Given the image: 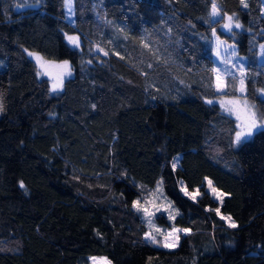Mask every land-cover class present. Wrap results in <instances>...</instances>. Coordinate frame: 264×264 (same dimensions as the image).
<instances>
[{"label": "trees", "instance_id": "16d2710c", "mask_svg": "<svg viewBox=\"0 0 264 264\" xmlns=\"http://www.w3.org/2000/svg\"><path fill=\"white\" fill-rule=\"evenodd\" d=\"M245 2L73 0L70 21L64 0H0V264H264V131L235 143L213 71L217 34L245 60L244 96L264 114V0ZM228 16L240 29H221ZM28 50L70 62L61 92ZM238 89L229 76L224 96ZM160 180L180 214L158 221L190 230L171 251L145 239L133 207Z\"/></svg>", "mask_w": 264, "mask_h": 264}, {"label": "snow or ice", "instance_id": "6c2138e0", "mask_svg": "<svg viewBox=\"0 0 264 264\" xmlns=\"http://www.w3.org/2000/svg\"><path fill=\"white\" fill-rule=\"evenodd\" d=\"M65 6L68 9V12L71 14L72 13V0H64ZM241 4L244 7H247V3L245 0H241ZM19 7V6H18ZM211 16L212 17H218L220 16V10L217 6L216 3H212V10H211ZM233 16H228L227 20L228 23H225L223 27L225 29H228L231 31L233 27ZM234 27L240 28L241 24L237 21L234 24ZM215 34V33H214ZM68 42L73 45L76 48L80 47V41L79 38L76 36H67ZM224 43L223 41H220L219 38L217 39V47L219 48V45ZM261 48L264 49V45H261ZM102 51V49H101ZM227 51V49H225ZM29 56H33L37 62V64L40 66L41 69H43V74L44 75H49L51 76V72L48 70L49 68H55L59 70L56 75L53 78V83H52V91H60L63 88L64 84V77L65 76H71L72 75V69L70 62L65 60L62 63L59 64H54L53 62L49 61H44L41 56L35 53H28ZM107 55V53H104ZM217 56L220 55L219 50H217ZM230 55L235 56L236 53L233 51ZM226 62V61H224ZM239 72L241 74V78L239 79V89L238 91L241 93L246 92V87H245V80H244V68L243 66L239 67ZM214 72H217L216 76V90L217 91H224L225 81L223 78L219 75V70L218 69H213ZM230 73H225V75H229ZM37 75H41L40 72L37 73ZM236 80V77L233 76V81ZM261 94V96H264V89L258 90ZM209 104H212L213 101L207 100L206 101ZM221 108H223L229 115H235L236 120L238 121L236 127L240 129V131H237L235 133V143L239 144L241 141L247 137H251L254 134V131L260 130L264 131V114L259 113L256 110V106L254 104H250L247 100V98H244L243 100L240 99H232L228 101H224L223 98H221L220 101ZM0 111H3V105L0 104ZM173 169L176 168V164H172ZM162 181L158 182L156 192H162ZM182 183V182H181ZM209 187L211 189V192L213 195L216 196L217 199H220L221 196L223 195L222 193H219L216 188L212 187L211 181L208 182ZM20 187L23 188L24 184L21 182ZM182 191H185V195H188L190 198L195 199L196 194H199V190H196V193H189L187 192L183 187L181 189ZM147 203V201H145ZM133 207L137 209V211H143L145 215H151V213L148 212L147 208H142L141 207V201L136 200L133 201ZM217 214L219 215V209H216ZM169 219H174V217L170 214ZM221 219L227 220L228 221V226L231 228L237 227L236 223L232 221L231 217H223L221 216ZM148 223L150 226H152V221L151 219L148 220ZM157 232L160 233L162 240H158L155 236L151 235V233H145V239L149 240L153 244H158L161 247L165 248H172L175 247L176 244L179 241V235L178 233L184 232L187 234L189 232V229H181V228H176L173 227L171 231L164 232L161 229H156ZM90 260L92 261V264H111V261L108 260L106 257H90Z\"/></svg>", "mask_w": 264, "mask_h": 264}, {"label": "rangeland", "instance_id": "374dc122", "mask_svg": "<svg viewBox=\"0 0 264 264\" xmlns=\"http://www.w3.org/2000/svg\"><path fill=\"white\" fill-rule=\"evenodd\" d=\"M66 11H67V15H68V19L70 21H73V18H74V8H73V0H72V13L70 14L68 12V9L66 7ZM215 21L219 20L221 18V14L220 16L218 17H213ZM225 23H228V20L226 19V22ZM236 23V20L235 18L233 19V27L231 29V31H229L228 29H225L223 27V25L221 26V29L225 32V33H232L234 30L236 29H240V28H236L234 27V24ZM67 36L69 35H66V41L67 43L72 47V48H75V49H81V38L79 35H71V36H76L79 38V41H80V47L79 48H76L74 47L73 45H71L68 40H67ZM219 38L220 41H223L224 43L220 44L219 45V48L217 47V39ZM213 39H214V59H215V63H216V68L215 69H218L219 70V75L223 78V80L225 81V87H224V91H217L218 94H222L223 96H221V98H223V100L226 102L228 100H232V99H240V100H243L245 98L244 96V93H241L240 92V96L238 97H228V96H224L226 90H227V78L229 76H235L238 80L241 78V74L239 72V67L243 66L244 68V73H245V60L241 57L238 56L237 54V51H236V47L232 44H228L225 40L221 39L217 34H215L213 36ZM225 49H227V51H225ZM217 50H219V53L220 55L217 56ZM233 51H235L236 55L235 56H232L230 55ZM31 52V53H35V54H38L39 56H41L43 58L44 61H49V62H53L54 64H59V63H62L63 61H50V60H47L45 59L42 55H40L39 53H36V52H32V51H27V54ZM29 56V54H28ZM33 61H35V63L37 64L35 58L33 56H29ZM226 61V62H224ZM71 65V64H70ZM38 68H39V71L41 72V76L44 77V78H47L50 82V85L52 87V83L54 82L53 81V78L56 73L59 71L55 68H49L48 70L51 72V76L49 75H44L43 74V69L40 68V66L37 64ZM72 69V68H71ZM225 73H230L229 75H225ZM73 74V73H72ZM72 76V75H71ZM71 76H65L63 79H64V84H65V81L70 78ZM216 76H217V72H215V85H216ZM63 84V86H64ZM240 87V85H239ZM216 88V86H215ZM63 89V88H62ZM58 92H61L60 91H56V93ZM260 97L262 99H264V96H261L260 94ZM221 98L218 100V103L220 104V101H221ZM249 102V101H248ZM250 103V102H249ZM0 104L3 105V111H0V118L5 116L6 113H7V104H6V75L4 74H1L0 73ZM251 104V103H250ZM221 106V104H220ZM222 110L227 113L223 108ZM228 114V113H227ZM233 117H235V115H231ZM236 118V117H235ZM237 121V120H236ZM238 123V121H237ZM238 131H240V129L238 128ZM255 132V131H254ZM249 138V137H247ZM245 138V139H247ZM243 139V140H245ZM242 140V141H243ZM180 158L181 156H177L176 159L174 160L173 163L176 164V167L178 166L179 164V161H180ZM162 181V180H160ZM159 181V182H160ZM210 180H207V189L208 191L213 195V193L211 192V189L209 187V182ZM163 182V181H162ZM180 181L179 182V189H180V192L190 198L188 195H185V191H182V187L189 193H196V191H190L188 190V188L185 186V184ZM212 183V182H211ZM158 185V183H157ZM157 185H156V188H157ZM213 187V185H212ZM156 188L154 189V191L152 192V195L147 198L146 200H144V204L142 203L141 201V207L142 208H147L148 209V212L151 213V215H145V213L143 211H137L136 208L135 211L142 217V219L144 220V223L146 225V228H147V232L146 233H151V235L155 236L158 240H162V237L160 235L159 232L156 231V229H161L163 230L164 232H167V231H171L172 229H165V225L160 223L158 221V218L163 215L165 216L169 221H172L174 220L177 216H179L180 214V211L176 208V206L174 205V203L172 202V200L167 196L166 194V191H165V188H164V183H162V192H156ZM219 193H222L223 195L221 196L220 199H217L215 195H213L218 201H223V199L226 197L225 194L219 190H217ZM200 196V191H199V194H196V198L195 199H192V200H196L198 197ZM145 201H147V203H145ZM172 215L174 217V219H169V215ZM151 219L152 221V226L149 225L148 223V220ZM178 228V227H176ZM183 229V228H181ZM166 230V231H165ZM190 232V230H189ZM189 232L187 234H189ZM187 234H185L184 232H180L178 233L179 235V241L178 243L176 244L175 247H172V248H165V247H161L159 246L158 244H154L156 246V248H159V249H163V250H175L179 247L180 245V242H181V237L183 236H186ZM145 236V235H144ZM148 242H150L149 240H147ZM153 244V243H152ZM96 257H103V256H96ZM107 258V257H106ZM108 259V258H107ZM109 260V259H108ZM90 264H92V261L90 260ZM112 264V262H111Z\"/></svg>", "mask_w": 264, "mask_h": 264}]
</instances>
